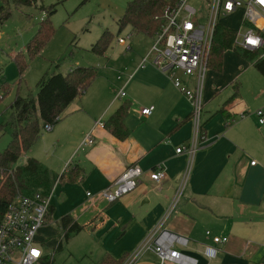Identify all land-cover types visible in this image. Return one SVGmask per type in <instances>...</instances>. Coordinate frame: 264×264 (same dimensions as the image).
<instances>
[{"label":"crops","instance_id":"crops-1","mask_svg":"<svg viewBox=\"0 0 264 264\" xmlns=\"http://www.w3.org/2000/svg\"><path fill=\"white\" fill-rule=\"evenodd\" d=\"M238 12H242L243 19V11ZM122 46L132 50L130 45V50ZM227 52L243 58L234 49ZM141 60H137L122 86L126 93L128 85H135V91L123 97L127 99L123 103L131 106L125 120L129 131L126 139L120 140L97 126L123 104L117 106L122 99L117 98L118 93L114 96L101 87L79 96L49 134H42L29 151L24 165L36 159L49 169L53 181L56 178L50 194V219L39 234L46 255L54 264L55 254L64 249V239L65 251L79 258L81 264H99L107 256L119 260L137 249L174 206L164 228L190 240L186 247L176 250L196 259L197 264H264V125H259L256 111L244 110L236 90L226 101L216 102L228 87L225 84L216 88L215 80H207V75L204 109L210 108L203 110L204 138L191 161L177 149L193 141L192 104L154 65L138 70ZM246 62V67L252 66ZM130 75L134 76L129 81ZM150 106H155L153 114L143 115L142 109ZM89 135L94 143L81 147ZM252 161L257 164L253 166ZM134 165L146 171L134 192L114 203L100 197ZM158 167L166 173L159 183L150 178ZM74 168L80 173L78 180L60 179ZM66 216L80 226L96 221L66 240L62 226ZM78 237L81 249H71L70 243ZM215 237L228 240L216 244ZM207 247L216 250L215 257L206 255ZM135 264L161 262L147 250Z\"/></svg>","mask_w":264,"mask_h":264},{"label":"built area","instance_id":"built-area-1","mask_svg":"<svg viewBox=\"0 0 264 264\" xmlns=\"http://www.w3.org/2000/svg\"><path fill=\"white\" fill-rule=\"evenodd\" d=\"M205 1L207 2L205 14H201L196 7L190 5L189 0H178L173 6H168L164 12L165 23L162 30L153 38V46L138 67V70H142L150 64L154 65L171 79L174 87L192 104L194 138L189 145L177 149L178 154L187 155L191 161L203 139L205 80L216 28L221 25L220 18L242 10L243 19L240 28L236 31L235 45L251 52L264 51V0ZM131 37H120L118 41L121 45H127V49L130 50L127 43ZM133 76H129V81ZM118 79L122 78L119 76ZM125 96V88L120 89L117 98ZM154 111L155 106H150L143 108L142 114L151 116ZM255 114L259 125L263 126V109L257 110ZM58 122L59 118L53 123L46 124L44 130L51 131ZM97 126H104L103 121H99ZM93 143L94 140L89 135L81 147ZM251 164L255 166L257 162L252 161ZM145 173L146 171L139 165L129 167L100 193V197L109 203L122 199L137 189L139 179ZM165 177L166 173L161 167L150 173V178L157 183ZM186 180L187 177L183 183ZM87 195L91 196V193ZM173 209L174 206H171L138 248L126 257L123 264H135L147 250L153 251L161 264H197L196 259L176 250L178 247H186L190 240L164 228ZM49 211L50 195L47 198H43L40 194L34 197L18 196L8 205L0 221V264H49L48 256L39 241V234L47 222ZM207 234L210 235L209 232ZM227 240L228 238L215 237L214 243L222 244ZM34 251L39 255H33ZM205 253L213 258L216 250L207 247Z\"/></svg>","mask_w":264,"mask_h":264},{"label":"rangeland","instance_id":"rangeland-1","mask_svg":"<svg viewBox=\"0 0 264 264\" xmlns=\"http://www.w3.org/2000/svg\"><path fill=\"white\" fill-rule=\"evenodd\" d=\"M128 1L37 0L36 5L17 7L12 0H8L7 5L12 15L9 20L0 23V87L3 82H7L11 86V91L0 104V153L4 152L12 138L11 130L3 126L10 120L11 105L18 93L22 97L29 95L36 97L39 92V83L45 76L66 74L79 66H91L97 69L98 76L88 89L89 94L101 87L107 88L110 93L113 92L114 96L119 92L127 75L136 68L137 60L143 59L154 44L153 38L136 34L131 27H126L119 32L118 20L123 15ZM189 4L196 7L201 14L207 12L205 0H189ZM2 5L3 0H0V7ZM53 6L56 12L51 20L55 34L39 55L30 58L27 53L28 43L46 17V12L42 11L41 7L49 9ZM241 22L242 12L220 18L221 24L233 30H238ZM106 30L113 34V41L105 56L98 57L91 52L92 45ZM129 36L132 37L127 44L132 47L131 51H127L118 41L120 37ZM18 54L24 55L28 64L22 75L21 87L18 86L20 72L14 61V57ZM246 63L244 58L233 52H227L223 59V72L215 74L210 71L207 74V80L210 77L213 78L216 88L227 84L228 88H224L225 90L216 97V102L223 99L226 101V98L232 96L237 88L239 90L237 95L243 103L244 110L253 113L264 108V76L253 66L246 67ZM238 73L239 75H236ZM119 76L122 80L118 79ZM216 76L220 78H215ZM132 91H135L134 84L127 86L126 94ZM0 96H2L1 90ZM125 100L127 99H119L117 106ZM214 105L215 102L211 104V106ZM207 108L210 107H205L204 112ZM42 134L49 133L43 128ZM29 156V152L23 155L19 165H24ZM66 243L63 239L64 249L55 254L54 264H81L79 258L71 257L66 252ZM70 246L71 249L78 247L80 250L81 238L73 239Z\"/></svg>","mask_w":264,"mask_h":264},{"label":"trees","instance_id":"trees-1","mask_svg":"<svg viewBox=\"0 0 264 264\" xmlns=\"http://www.w3.org/2000/svg\"><path fill=\"white\" fill-rule=\"evenodd\" d=\"M12 1L17 7L37 4V0ZM177 1L129 0L123 15L118 20L119 32L126 27H131L136 34L154 38L161 32L165 23L164 12L166 8L173 6ZM7 4L8 0H3V5L0 7V23L9 20L12 15ZM41 10L46 12V17L41 21L37 32L28 43L27 53L30 58L39 55L55 34L51 20L56 12L55 6L49 9L41 7ZM236 36V32L232 29L218 25L209 57L208 69L221 72L225 53L234 49L264 76V57H262L264 51L251 52L238 48L235 45ZM112 41L113 34L106 30L97 42L92 45L91 52L98 57H104ZM14 61L17 63L20 72L18 86L21 87L23 82L22 75L28 64L22 54L16 55ZM97 73L95 67L79 66L66 74L45 76L39 83V92L36 97L32 95L22 97L18 93L11 105L12 114L10 120L3 126V128L11 130L12 138L4 152L0 153V221L8 205L18 196L34 197L40 194L43 198H47L51 194L56 178L54 177L53 181L49 169L36 159L30 160L26 165H19V160L40 139L44 126L60 118L62 113L80 95L88 91L97 79ZM0 90L2 92V96H0L1 104L10 93L11 86L9 83L3 82ZM236 91L239 90L236 89ZM130 107L129 102L123 103L104 122L103 127L120 140H124L129 136L125 120L128 117ZM71 172L73 175L69 176ZM71 172L63 174L60 179L74 182L80 178L77 168H74ZM49 219L50 211L47 216V222ZM97 219L99 220L100 217ZM95 221L87 226H80L71 216L64 217L62 226L65 230V239L69 240L73 234L89 229V226H92ZM127 256L125 255L119 260L107 256L99 264H123ZM47 259L49 264L53 263L51 256H48Z\"/></svg>","mask_w":264,"mask_h":264},{"label":"snow or ice","instance_id":"snow-or-ice-1","mask_svg":"<svg viewBox=\"0 0 264 264\" xmlns=\"http://www.w3.org/2000/svg\"><path fill=\"white\" fill-rule=\"evenodd\" d=\"M250 43H256L255 41H249ZM33 255H36V256H38L39 255V253L38 252H33Z\"/></svg>","mask_w":264,"mask_h":264}]
</instances>
